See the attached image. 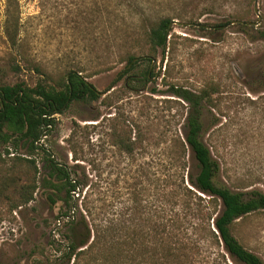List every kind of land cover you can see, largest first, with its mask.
<instances>
[{
  "label": "rangeland",
  "instance_id": "374dc122",
  "mask_svg": "<svg viewBox=\"0 0 264 264\" xmlns=\"http://www.w3.org/2000/svg\"><path fill=\"white\" fill-rule=\"evenodd\" d=\"M16 1L17 50L5 41L6 0H0V84H53L79 70L100 98L74 101L55 115L56 127L41 141L47 153L37 151L34 164L15 160L29 159L24 152L14 157L0 149V190L5 176L23 172L24 185H36L31 200L18 208L10 189L0 194V264H47L60 255L59 222L70 219L59 216L65 192L46 185L48 155L77 186L70 201L84 214L92 208L97 219L116 213L121 221L161 216L165 222L170 203H188L184 189L195 163L179 145L187 104L170 92L172 86L212 94L204 140L223 164L221 181L233 190L264 191V41L258 35L264 30V0ZM163 18L172 21L164 56L139 60L148 52L140 32ZM243 21L251 25L239 26ZM126 51L138 58L128 74ZM13 60L20 66L16 72ZM148 66L154 76L142 87L138 73ZM206 199L193 197L190 203ZM234 234L264 259V211L238 220Z\"/></svg>",
  "mask_w": 264,
  "mask_h": 264
},
{
  "label": "trees",
  "instance_id": "16d2710c",
  "mask_svg": "<svg viewBox=\"0 0 264 264\" xmlns=\"http://www.w3.org/2000/svg\"><path fill=\"white\" fill-rule=\"evenodd\" d=\"M125 6L130 8L131 5ZM171 23L170 19L163 18L149 23L140 32L148 52L139 60L151 63L150 57L154 59L158 53L164 56ZM250 25V22L243 21L239 26ZM2 28L6 43L17 50L20 15L16 0H6ZM258 35L264 41V30L258 31ZM124 36L127 40V31ZM124 57L128 62L127 68L130 66L124 71L128 74L136 68L138 63L135 59L138 58L129 51ZM24 60L33 66V71L47 76L40 64L31 63L25 56ZM10 68L16 72L20 66L13 60ZM81 73L70 70L53 84L43 81L33 87L26 83L0 84V149L4 148L7 155L14 154V157L15 153L24 152L29 159L15 160L28 164H34L31 158L37 151L42 150L46 154L41 141L56 127L55 115L62 113L74 101H96L100 98V93ZM153 76L148 66L138 73L137 82L144 87ZM261 82L264 84V79ZM170 90L187 104L184 140L179 145L185 153L187 150L190 152L195 163L193 169L190 167L188 170V185L184 189L188 203H170L165 222L161 216L157 220L141 221L131 217L125 222L116 213L112 218L97 219L92 208L85 209L84 214L70 201L77 186L71 182L68 170L48 155L45 165L49 163L50 179H46V185L57 193L65 192L64 207L59 216L70 220L59 222L61 239L57 242L56 251L60 255L48 260L47 264H228L225 254L235 264H264V259L248 250L234 234L238 220L264 211V191L233 190L221 181L223 164L204 140L205 107L213 105L212 94L206 89L193 92L177 86ZM29 174L27 169L28 180ZM51 178L59 180L62 185H55ZM35 188V183L24 185V172L18 176L9 174L2 180L0 194L10 189L14 201L15 198L20 200V203H13V208H18L31 200L30 191ZM193 197L203 202L208 198L207 203H190Z\"/></svg>",
  "mask_w": 264,
  "mask_h": 264
},
{
  "label": "water",
  "instance_id": "95a60500",
  "mask_svg": "<svg viewBox=\"0 0 264 264\" xmlns=\"http://www.w3.org/2000/svg\"><path fill=\"white\" fill-rule=\"evenodd\" d=\"M247 24H249V23H247ZM135 61H136V59H135ZM128 68H130V66Z\"/></svg>",
  "mask_w": 264,
  "mask_h": 264
}]
</instances>
